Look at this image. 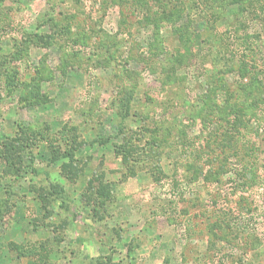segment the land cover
I'll return each mask as SVG.
<instances>
[{"label":"rangeland","instance_id":"rangeland-1","mask_svg":"<svg viewBox=\"0 0 264 264\" xmlns=\"http://www.w3.org/2000/svg\"><path fill=\"white\" fill-rule=\"evenodd\" d=\"M0 264H264V0H0Z\"/></svg>","mask_w":264,"mask_h":264},{"label":"trees","instance_id":"trees-1","mask_svg":"<svg viewBox=\"0 0 264 264\" xmlns=\"http://www.w3.org/2000/svg\"><path fill=\"white\" fill-rule=\"evenodd\" d=\"M229 134H230V133H228V135H229ZM229 137H230V138H233L234 135L230 134ZM49 139H51V138H48L47 140H49ZM53 140L55 141V140H58V139H57L56 137H55V138L52 137V139H51V141H50L51 144L53 143ZM179 144H180L182 147H184V148L188 146V142L185 141V139H184V140L181 139V140L179 141ZM68 152H71V151H68ZM70 154H72V153H70ZM159 160H161V157H160ZM159 160H158V161H159ZM158 165H161V164H160V163H157V166H158ZM157 166L152 167L151 170H153V171H154V170H157V168H158ZM213 172H214L213 170H209L208 173H210L209 175H211L210 178H211V179L214 178V179H216V180H220V179H218L217 177H215V176H216V173H213ZM151 174H153L154 177H155V176L158 177V173H151ZM62 189H63V188L61 187L60 190H62ZM253 244H254V246H256L255 243H253Z\"/></svg>","mask_w":264,"mask_h":264}]
</instances>
